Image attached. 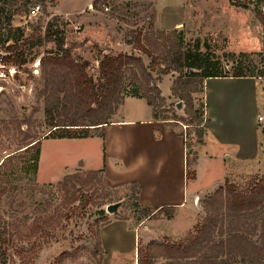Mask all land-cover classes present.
<instances>
[{"label": "rangeland", "instance_id": "rangeland-1", "mask_svg": "<svg viewBox=\"0 0 264 264\" xmlns=\"http://www.w3.org/2000/svg\"><path fill=\"white\" fill-rule=\"evenodd\" d=\"M5 1L13 0H0V165L7 157L15 156L4 169L11 188L0 201V215L5 221H18L22 235L3 245L9 248L7 264H100L104 253L99 246V233L115 219H133L140 224L149 213L137 205L134 187L110 189L99 174L78 172L72 175L77 177L69 181L64 190L59 183L39 184L29 170L35 150L24 151L23 147L44 139L53 131L46 116L41 60L57 54L58 50L53 42L39 46V40L51 24L58 36L64 35L65 48L71 52L72 60L80 67L87 64L85 73L95 84L104 82L99 66L106 56L141 59L146 72L140 73L136 79L129 70H125L121 95L129 97L135 88H140L143 96L146 95V87L159 91L164 101L157 102L155 106L157 117L168 128L186 134L189 192L195 186L191 165L195 150L201 143L198 134L205 133L207 116L211 127L216 126L219 133L226 134L228 138L239 130V122L243 119L247 137L252 135L260 145L257 160L226 176L222 166L209 161L210 168L200 178L204 193L192 201L195 210L187 214L162 211L154 215L150 223L140 226L139 240L133 254H130L129 264H139L140 252L150 247L177 243L193 233L203 223L209 200L219 189H224L227 184L244 186L252 179L264 177V130L258 121L260 116L264 117V78L256 79L259 84L255 93L240 96L247 107L241 111L229 108L220 113L213 103L205 102V81L201 82L198 76L190 78L187 69L183 72L173 70L172 46L165 44L163 38L156 34L165 32V37H171L174 44L182 33L184 52L212 56L220 61L223 75L231 76L234 63L227 60V55L264 56V2L160 0L159 14L164 23L171 26L176 22L183 24L179 30H167L159 24L155 0H19L22 4L28 2L27 9L18 5L23 12L11 19L8 14L14 9L5 8ZM35 7L39 8L38 15L30 16L31 9ZM185 12L188 15L183 18ZM18 28L24 33L22 41L25 42L28 62L23 66L3 63V59L9 56L5 49L11 45V42L5 45L8 33ZM139 41L149 53L140 49ZM149 43L158 45L159 50ZM254 59L257 69L264 70L261 58ZM191 82L193 86L188 90L192 107L200 114V120L185 127L192 116L189 103L180 100L179 96L185 85ZM181 119L187 122L183 124ZM248 125L254 127V132L250 133ZM243 134L245 136V132ZM209 140L213 141V134ZM117 203H121L118 212L108 213L107 207ZM39 218H50V225L28 238L33 223ZM258 235L259 231L254 240ZM155 263L167 264L162 259H156ZM232 264L242 263L236 260Z\"/></svg>", "mask_w": 264, "mask_h": 264}, {"label": "trees", "instance_id": "trees-1", "mask_svg": "<svg viewBox=\"0 0 264 264\" xmlns=\"http://www.w3.org/2000/svg\"><path fill=\"white\" fill-rule=\"evenodd\" d=\"M261 4L264 1L258 0ZM5 8L14 9L9 13V18L23 12L19 10L21 5L25 10L28 2L23 4L19 0L5 1ZM0 12L1 9H0ZM29 12V11H28ZM157 37L163 38L165 44L172 46V68L175 71L183 72L188 70L190 78H198L201 82L215 78H236V79H257L264 78V70H258L255 66L254 58L264 56L250 54L227 55V60L234 63L231 76H224L220 69V61L214 60L212 56L204 53L184 52L182 33L176 37L173 44L171 37H165V32H156ZM176 34V33H175ZM24 33L21 29L11 30L8 33L5 51L9 56L3 59L5 64L15 66L26 65L27 58L22 40ZM39 38V37H38ZM41 38V37H40ZM23 42V43H21ZM53 42L58 53L42 58L43 75L45 80V102L46 116L50 121L53 131L45 138L55 139H81L94 136L104 137L101 129L109 124L113 115L123 104L124 97L121 95L122 74L129 70L134 78L144 74L146 68L141 59L127 56H106L100 62V76L104 82L94 83L85 73L87 64L80 67L73 60L71 52L65 48L64 35H57L53 31V25H49L44 32V36L39 40V46ZM140 49L149 53L148 49L141 46ZM152 48L159 50L158 45ZM193 71V72H192ZM192 82L185 85V89L179 98L189 103V113L192 116L190 121L181 119L185 127L194 125L200 120L198 111H194L190 97L189 87ZM132 98L145 99L149 106L156 113L157 102L164 100L159 91L146 87V95L140 94V88H135ZM95 132V134H92ZM204 133H199L198 138L202 144ZM40 142L36 140L23 147L24 151L35 150L31 157V167L29 170L37 176ZM15 155L7 157L0 165V201L9 193L10 182L5 172L8 163H11ZM77 174V173H76ZM88 174H99L89 172ZM77 176H67L59 184L66 190L69 181L75 180ZM134 188L137 190V186ZM137 198V195H136ZM71 202V201H70ZM139 206V204L137 203ZM140 207V206H139ZM141 208V207H140ZM143 209L144 220L155 215L157 210ZM167 210L166 212H173ZM161 211H157V214ZM175 212V211H174ZM50 218L37 219L29 232L28 238L33 237L50 225ZM139 225V224H136ZM259 231L258 238L254 240ZM21 225L18 221H5L0 215V264H7L9 248L3 247L7 241L13 242L14 238H21ZM99 246L101 247V234L99 233ZM155 247V248H154ZM153 248V249H152ZM157 249V250H155ZM139 264H154L156 259H162L167 264H232L240 260L242 264H264V177L252 179L244 186L226 185L209 200L207 215L200 227L193 233L177 243L166 245H156L150 247L145 252H140ZM102 264V262H100Z\"/></svg>", "mask_w": 264, "mask_h": 264}, {"label": "crops", "instance_id": "crops-1", "mask_svg": "<svg viewBox=\"0 0 264 264\" xmlns=\"http://www.w3.org/2000/svg\"><path fill=\"white\" fill-rule=\"evenodd\" d=\"M155 3L162 28H182L181 22L173 26L164 23L159 14L161 1L155 0ZM187 12L183 18L188 15ZM258 84L256 79L231 77L205 80V102L213 103L220 113L229 108L241 111L247 105L240 96L255 93ZM205 119L203 141L196 148L191 165L195 182L191 192L186 176V134L177 133L155 118L153 108L145 99L132 97L124 99L113 119L101 129L103 138L42 139L37 181L41 185H55L78 172H95L102 176L110 189L136 185L137 203L141 208L161 212L173 209L178 214L193 212V199L204 193L200 178L210 168L209 161L222 166L226 176L260 156V145L252 135L247 137L243 119L239 122V130L230 138L220 134L216 126L211 127L209 116ZM248 126L250 133L254 132V127ZM210 134H213L212 142L209 140ZM151 219L153 217L139 225L133 219H115L106 226L101 232L102 264H129L130 254H133L135 243L139 240V227L150 223Z\"/></svg>", "mask_w": 264, "mask_h": 264}, {"label": "water", "instance_id": "water-1", "mask_svg": "<svg viewBox=\"0 0 264 264\" xmlns=\"http://www.w3.org/2000/svg\"><path fill=\"white\" fill-rule=\"evenodd\" d=\"M178 108L181 109L182 105L179 104ZM120 208H121V203L110 205V206L107 207V212L110 213V214H116Z\"/></svg>", "mask_w": 264, "mask_h": 264}, {"label": "built area", "instance_id": "built-area-1", "mask_svg": "<svg viewBox=\"0 0 264 264\" xmlns=\"http://www.w3.org/2000/svg\"><path fill=\"white\" fill-rule=\"evenodd\" d=\"M248 1H252V0H248ZM38 11H39V8L38 7H35L33 9H31L30 16H33V17L37 16L38 13H39ZM258 121H259V123H262V127H263V130H264V117L263 116H260L258 118ZM185 130H186V128H185ZM154 264H156V263H154Z\"/></svg>", "mask_w": 264, "mask_h": 264}]
</instances>
